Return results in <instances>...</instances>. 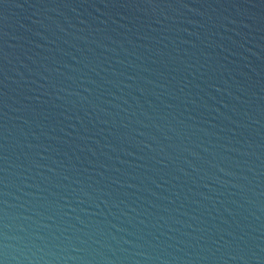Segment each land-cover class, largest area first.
I'll use <instances>...</instances> for the list:
<instances>
[{
	"label": "water",
	"instance_id": "water-1",
	"mask_svg": "<svg viewBox=\"0 0 264 264\" xmlns=\"http://www.w3.org/2000/svg\"><path fill=\"white\" fill-rule=\"evenodd\" d=\"M0 264H264V0H0Z\"/></svg>",
	"mask_w": 264,
	"mask_h": 264
}]
</instances>
